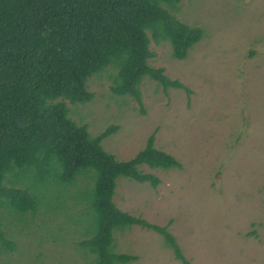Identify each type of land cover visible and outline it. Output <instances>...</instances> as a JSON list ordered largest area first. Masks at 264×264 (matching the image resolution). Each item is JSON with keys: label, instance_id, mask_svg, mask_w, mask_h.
Returning <instances> with one entry per match:
<instances>
[{"label": "rangeland", "instance_id": "rangeland-1", "mask_svg": "<svg viewBox=\"0 0 264 264\" xmlns=\"http://www.w3.org/2000/svg\"><path fill=\"white\" fill-rule=\"evenodd\" d=\"M172 9L204 36L176 58L166 39L147 31L148 63L189 91L163 90L146 77L138 103L112 91L111 62L87 82L91 101L67 102L69 115L92 134L116 125L101 144L117 159L133 156L153 132L155 146L181 162L168 170L142 165L156 186L119 176L113 201L167 227L190 264H264V0H180ZM93 182L92 169L67 185L49 178L46 207L24 218L0 208V230L12 245L0 247V264H91ZM113 237V251L136 256L127 264H183L153 230L125 226Z\"/></svg>", "mask_w": 264, "mask_h": 264}, {"label": "trees", "instance_id": "trees-1", "mask_svg": "<svg viewBox=\"0 0 264 264\" xmlns=\"http://www.w3.org/2000/svg\"><path fill=\"white\" fill-rule=\"evenodd\" d=\"M180 0H0V208L24 218L46 203L49 178L72 183L84 169L94 171L91 208L95 232L85 242L91 264H127L134 254L113 251V231L137 225L162 235L176 258L190 264L167 227L119 209L113 201L116 179L124 176L156 186L150 169H180L181 162L159 149L150 133L127 159L101 144L116 130L108 124L92 134L69 115V106L92 100L87 82L111 62L117 95L141 103L144 78L189 89L152 66L147 31L166 39L171 55L184 58L204 36L203 27L177 20L170 12ZM174 11V10H173ZM28 183L25 188L17 186ZM11 214V212H10ZM24 220V219H23ZM0 222V227H2ZM0 247H11L0 230Z\"/></svg>", "mask_w": 264, "mask_h": 264}]
</instances>
